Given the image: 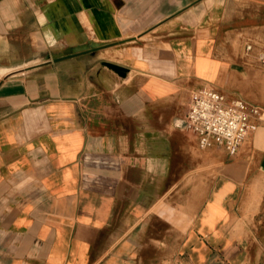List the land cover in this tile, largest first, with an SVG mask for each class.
<instances>
[{
  "label": "crops",
  "instance_id": "obj_1",
  "mask_svg": "<svg viewBox=\"0 0 264 264\" xmlns=\"http://www.w3.org/2000/svg\"><path fill=\"white\" fill-rule=\"evenodd\" d=\"M261 55L264 0H0V264H264V122L183 128L203 86L264 110Z\"/></svg>",
  "mask_w": 264,
  "mask_h": 264
},
{
  "label": "built area",
  "instance_id": "obj_2",
  "mask_svg": "<svg viewBox=\"0 0 264 264\" xmlns=\"http://www.w3.org/2000/svg\"><path fill=\"white\" fill-rule=\"evenodd\" d=\"M260 60L264 63L263 55ZM263 122L264 110L260 106L203 86L191 92L183 128L195 137L200 149L215 147L232 156Z\"/></svg>",
  "mask_w": 264,
  "mask_h": 264
},
{
  "label": "water",
  "instance_id": "obj_3",
  "mask_svg": "<svg viewBox=\"0 0 264 264\" xmlns=\"http://www.w3.org/2000/svg\"><path fill=\"white\" fill-rule=\"evenodd\" d=\"M112 44H98V43H91L89 45H83L81 47L78 48H74L71 50H66L64 53L60 54V55H54L51 57L50 60H48V62L46 63H51V62H59L80 54H85V53H91V52H95L99 49H103L106 48L108 46H111ZM103 65L109 69H111L112 71H114L115 73H117L119 76L121 77H125L128 73V69L114 64V63H110V62H103Z\"/></svg>",
  "mask_w": 264,
  "mask_h": 264
},
{
  "label": "rangeland",
  "instance_id": "obj_4",
  "mask_svg": "<svg viewBox=\"0 0 264 264\" xmlns=\"http://www.w3.org/2000/svg\"><path fill=\"white\" fill-rule=\"evenodd\" d=\"M101 59L103 61H110L113 60L115 57L113 56V54L110 51H103L102 53H100ZM119 59V57H118ZM202 150H206V151H219L221 149L219 148H209V149H202Z\"/></svg>",
  "mask_w": 264,
  "mask_h": 264
}]
</instances>
